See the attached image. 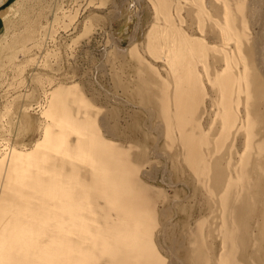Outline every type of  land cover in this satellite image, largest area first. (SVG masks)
<instances>
[{
  "label": "bare ground",
  "instance_id": "obj_1",
  "mask_svg": "<svg viewBox=\"0 0 264 264\" xmlns=\"http://www.w3.org/2000/svg\"><path fill=\"white\" fill-rule=\"evenodd\" d=\"M249 1H147L156 20L144 48L155 58L163 52L170 80L159 76L158 94L142 95L159 104L164 136L180 144L201 189L210 199L220 193L219 250L206 219L197 221L196 264H241L238 255L243 264H264V212L262 229L249 227L257 207L264 211V32L254 35L250 26L264 1ZM46 105L51 122L33 149L9 150L0 160V264H170L154 240L161 190L138 176L143 166L132 146L114 139L77 83L54 86ZM210 145L215 151L206 156L201 149Z\"/></svg>",
  "mask_w": 264,
  "mask_h": 264
},
{
  "label": "rangeland",
  "instance_id": "obj_2",
  "mask_svg": "<svg viewBox=\"0 0 264 264\" xmlns=\"http://www.w3.org/2000/svg\"><path fill=\"white\" fill-rule=\"evenodd\" d=\"M147 1L0 0V160L9 150L16 149L21 154L31 151L43 128L51 122L45 110L47 93L60 83H77L100 110L97 117L105 119L115 133L114 139L123 146H132L130 153L143 166L140 179L161 190L155 205L154 231L160 254L170 264H196L191 255L199 238L197 221L206 219L203 229L212 231L216 238L213 251L219 250L217 231L221 212L215 200L220 193L214 191L216 194L210 199L201 189L183 163L180 144H170L164 136L159 104L154 97L147 102L142 95L145 90L157 93L161 78L170 80V72L158 58L163 52L156 54V59L155 51L147 52L144 48L148 26L155 19ZM261 6L253 18L256 23L250 22V13L247 14L254 35L259 37L264 32V6ZM171 13L168 17L175 26V12ZM243 15L245 10L238 14L241 21ZM214 21L213 17L203 24L205 31ZM237 25L241 30L243 25L240 22ZM199 27L195 25L200 34ZM262 40L259 38V45L264 44ZM230 44L226 49L232 47ZM132 49L135 51L131 55ZM145 83L149 89L142 86ZM26 104H30L28 113L22 108ZM206 105L208 113L212 112L208 101ZM20 118L25 122L24 129L19 125ZM207 120L201 117L205 130ZM240 146L236 145L232 155L241 151ZM208 147L201 149L206 156L215 151L212 145ZM234 155L232 164L237 158ZM263 212L259 205L250 221L251 229L258 226L262 229ZM256 220L258 224L254 223ZM237 260L243 264L239 255Z\"/></svg>",
  "mask_w": 264,
  "mask_h": 264
},
{
  "label": "crops",
  "instance_id": "obj_3",
  "mask_svg": "<svg viewBox=\"0 0 264 264\" xmlns=\"http://www.w3.org/2000/svg\"><path fill=\"white\" fill-rule=\"evenodd\" d=\"M34 93V92H33ZM22 108L24 109V111L25 110H27L26 112L28 113V110L30 109V104H26V105H22ZM24 120H23V118H20L19 119V125L21 126V128H23L24 129Z\"/></svg>",
  "mask_w": 264,
  "mask_h": 264
}]
</instances>
